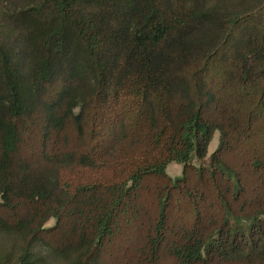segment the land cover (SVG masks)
<instances>
[{
    "label": "trees",
    "instance_id": "trees-1",
    "mask_svg": "<svg viewBox=\"0 0 264 264\" xmlns=\"http://www.w3.org/2000/svg\"><path fill=\"white\" fill-rule=\"evenodd\" d=\"M0 264H264V0H0Z\"/></svg>",
    "mask_w": 264,
    "mask_h": 264
},
{
    "label": "rangeland",
    "instance_id": "rangeland-1",
    "mask_svg": "<svg viewBox=\"0 0 264 264\" xmlns=\"http://www.w3.org/2000/svg\"><path fill=\"white\" fill-rule=\"evenodd\" d=\"M219 143H220V133L217 132L213 138V141H212L210 147H209L208 155H207V158L205 159V161L200 162L199 160L196 159V160H194L193 164L196 166H201V165L209 166L211 156L218 149ZM167 173L169 174V176H171L174 179L181 178L182 174H183V165L173 163L168 167ZM54 224H55V221L53 220L48 224V227H52V226H54Z\"/></svg>",
    "mask_w": 264,
    "mask_h": 264
}]
</instances>
